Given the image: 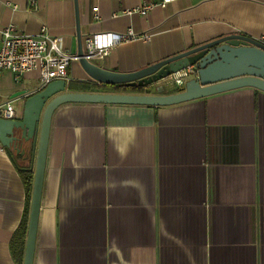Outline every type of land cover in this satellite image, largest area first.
Here are the masks:
<instances>
[{"label": "crops", "instance_id": "obj_1", "mask_svg": "<svg viewBox=\"0 0 264 264\" xmlns=\"http://www.w3.org/2000/svg\"><path fill=\"white\" fill-rule=\"evenodd\" d=\"M162 1L77 0L82 46L99 33L149 36L91 62L130 72L228 34L264 43V0ZM144 3L152 5L145 15L124 12ZM9 24L28 35L45 27L77 53L74 0H0V26ZM68 75L67 91L131 93L90 80L78 61ZM163 85L166 94L178 89ZM39 89L37 71L17 82L0 74V103L13 101L16 119ZM25 147L26 159L14 150L11 158L0 143V264H23L26 235L16 255L11 238L27 206L19 168L30 165L31 143ZM32 264H264V92L244 87L164 106H58Z\"/></svg>", "mask_w": 264, "mask_h": 264}, {"label": "water", "instance_id": "obj_2", "mask_svg": "<svg viewBox=\"0 0 264 264\" xmlns=\"http://www.w3.org/2000/svg\"><path fill=\"white\" fill-rule=\"evenodd\" d=\"M74 7L76 55L89 79L104 85L153 87L155 93L67 91L66 82L57 79L24 100L20 118L0 117V143L11 158L14 150L26 159L25 145L31 143L30 165L25 169L33 172V181L23 264L33 262L50 121L58 106L70 102L164 106L244 87L264 92V43L256 39L241 34H228L135 71H113L84 57L77 0H74ZM191 65L195 72L186 79L184 85L174 93H164V80Z\"/></svg>", "mask_w": 264, "mask_h": 264}, {"label": "built area", "instance_id": "obj_3", "mask_svg": "<svg viewBox=\"0 0 264 264\" xmlns=\"http://www.w3.org/2000/svg\"><path fill=\"white\" fill-rule=\"evenodd\" d=\"M168 0H163V6ZM31 5H35L36 0H29ZM152 7L150 3H144L135 9H125L124 12L130 14L137 12L145 15ZM93 11L97 7L92 8ZM95 17L97 15L95 14ZM103 35L86 36L83 40V55L88 61L102 59L108 55L110 49L120 42H126L137 38L148 39V34L137 35L132 29L125 33H119V41L111 47L98 48L95 37ZM67 39L65 37H51L45 27H41L37 35H28L16 29L13 24L0 26V74L8 70L13 75L15 82L20 81L25 73L37 71L39 78V88H43L49 82L57 79L69 81L68 68L74 61H78L76 53L64 48ZM195 72V68H185L171 74L166 80L177 88L184 85L186 79ZM0 116L6 119H16V110L13 101L0 103Z\"/></svg>", "mask_w": 264, "mask_h": 264}, {"label": "trees", "instance_id": "obj_4", "mask_svg": "<svg viewBox=\"0 0 264 264\" xmlns=\"http://www.w3.org/2000/svg\"><path fill=\"white\" fill-rule=\"evenodd\" d=\"M108 86H111L114 91H120V92H131V93L145 92L143 87H138V86H128L124 84H111ZM174 91H177V90H174ZM19 174H20V177L26 189L27 206H26V210L24 212L22 221L20 225L18 226V228L16 229V231L13 233V236L11 238V247H12V251L14 255H16V247H17L16 244L17 243H19L18 249L20 250V253L22 252V249H23L24 237L26 235V223H27L28 205H29L28 202L30 198V191H31L32 179H33L32 172L29 171L28 169H25L24 167L19 168Z\"/></svg>", "mask_w": 264, "mask_h": 264}, {"label": "clouds", "instance_id": "obj_5", "mask_svg": "<svg viewBox=\"0 0 264 264\" xmlns=\"http://www.w3.org/2000/svg\"><path fill=\"white\" fill-rule=\"evenodd\" d=\"M98 48L111 47L114 43L118 42L120 37L115 33H106L95 37Z\"/></svg>", "mask_w": 264, "mask_h": 264}, {"label": "rangeland", "instance_id": "obj_6", "mask_svg": "<svg viewBox=\"0 0 264 264\" xmlns=\"http://www.w3.org/2000/svg\"><path fill=\"white\" fill-rule=\"evenodd\" d=\"M165 88H167V87H165Z\"/></svg>", "mask_w": 264, "mask_h": 264}]
</instances>
